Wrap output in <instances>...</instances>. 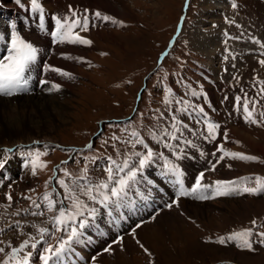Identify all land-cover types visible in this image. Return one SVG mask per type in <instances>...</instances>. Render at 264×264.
Instances as JSON below:
<instances>
[{
  "label": "snow or ice",
  "instance_id": "obj_1",
  "mask_svg": "<svg viewBox=\"0 0 264 264\" xmlns=\"http://www.w3.org/2000/svg\"><path fill=\"white\" fill-rule=\"evenodd\" d=\"M14 2L17 6L24 7L22 0H14ZM29 5L31 12L37 16L38 30L45 31L47 14L42 0H29ZM189 5L190 0H185L184 7L187 8ZM231 7L233 9L238 8L235 0L231 3ZM50 19L54 24L48 34L52 37L53 44L91 45L92 41L80 33L88 32L90 27H96L97 20L111 22L120 27L125 26L122 21L102 14L99 10L90 15L89 10L84 9L83 14H81L71 5H69L68 14L63 16L52 15ZM180 19L182 24L185 18L182 16ZM225 21L229 24L235 23L227 17ZM236 26L240 27V25ZM180 27V25L177 27L178 33ZM7 28V33L0 32V43L3 44L5 50L4 54L0 55V96L13 97L30 91L32 71L37 65L43 50L23 35L15 21L10 22ZM224 35L226 38L225 43L228 40L240 41L247 35V38L253 44L259 46V50L255 51L254 54L264 56V42L256 36L241 33L240 36L233 37L227 31ZM171 44L172 42H170L169 47H171ZM225 52L228 53L225 59L228 56L235 59V55L229 49L226 48ZM101 54L106 55V53ZM65 58L76 59L78 62L83 59L71 56H65ZM258 63L261 67H264V59H259ZM42 71L44 73H57L69 79L72 78L71 73L47 62L43 64ZM233 80L238 82V78L235 76ZM180 83H184L183 79ZM39 84L40 86L51 84L48 91H59L61 88L60 84L51 82L48 79H40ZM253 84L254 86L260 85L257 97H264V80L254 77ZM155 87L160 88L163 93L164 107L163 109L158 108L152 113L151 123L132 127L131 131H128L124 137L113 136V140L124 145L123 151L114 144L112 147L115 156H83L84 167L75 175L67 168L61 169L58 165L53 169L52 176L45 182V191L42 195L35 198L32 195L22 196V199L29 201L27 208L13 209V196L10 192L5 193L4 199L7 203L0 204V209H3V211H0V221H3L2 226H0V264H35V258H38L40 264H58L62 256L72 250L73 245L78 244L81 240L87 242L90 239L89 229L98 228L99 219L102 215L113 217L115 214L119 216L124 210L133 208L135 203L133 197L144 198V193L137 190L142 181L150 186L162 183L159 178L153 179L151 176H146L147 170L156 160L162 162L161 176L169 179L177 189L176 198L165 205L169 209L173 206L179 207V197L192 196L194 199L208 200L234 194L259 195L264 193V177L256 176L254 178L255 187L247 186L252 180L251 177L215 180L212 184H206L203 183L205 179L204 171L196 175L190 188H186V173L181 163L178 162L188 159L187 150L190 148L198 149V145L185 133H190L192 137L198 139L202 138L206 142H214L217 140L221 125L210 119L209 113L205 111L203 106L193 103V100L197 98H201L206 104L208 103L207 94L202 87L197 90L189 82L183 92H177L173 86L163 81L162 87L161 85ZM240 91L243 95L234 97V110L237 112L242 111V118L246 123L258 126L264 124V111L259 112V119L256 118L257 105L259 104L257 97H249L244 89ZM228 99V96L224 97V100ZM208 106L212 107L210 104ZM212 110L215 111L214 108ZM140 115L143 116V113ZM185 116L192 117L197 124H203L204 130L194 131L188 123L184 122ZM122 131H125V129H122ZM223 137L227 142V131L223 132ZM39 143V141L32 142L33 145ZM104 143H107V141ZM44 147L47 149L48 145H44ZM85 147L91 149L92 144ZM157 148L167 150L170 155H166L164 151H157ZM80 151H83V149ZM0 152L5 156L4 159H0V170H4L8 154L13 153V149L3 148L0 149ZM217 153H220L219 157L215 163L209 161L210 168L207 171H215L217 164L226 157L241 161L257 160L255 156L225 150L224 144H218L212 156H216ZM46 155L47 151L42 152L32 148L27 151L25 167L30 166L33 176L37 174L38 169L43 170L47 167V164L41 160V157ZM205 155L203 151H200L202 158ZM98 161L100 162L98 167L104 174L103 178L100 179L93 176V172L96 170L94 166H97ZM77 162L79 163V161ZM61 164H67V161H61ZM228 167L230 168L231 165H228ZM57 170L63 173V178L57 177ZM53 180L55 185H59L62 192L58 191L55 185L49 190V185L52 184ZM8 186L11 187L10 184ZM28 192H35V189H29ZM66 201L68 203H65ZM159 214V211L154 212L148 220H141L136 223L135 227L129 232L135 243L149 257L153 254L137 238L136 232L145 223L155 221ZM181 214L183 215V213ZM27 216L42 217L44 219L40 222L30 221L24 218ZM258 227H264V225H258L257 220L253 219L249 228L233 231L226 237L221 236L215 241L209 240L206 242H215L221 245L235 242L238 249L254 252L256 251L254 243L264 247V231L255 230ZM26 229H32V231H26ZM5 236L10 238L4 239ZM252 237H256L255 241L252 240ZM13 238L19 240V243H14ZM51 240H55V245L50 242ZM122 242L123 236H118L102 251L111 254L113 245H120L121 250H123ZM95 260L96 257L93 256V264Z\"/></svg>",
  "mask_w": 264,
  "mask_h": 264
},
{
  "label": "rangeland",
  "instance_id": "obj_2",
  "mask_svg": "<svg viewBox=\"0 0 264 264\" xmlns=\"http://www.w3.org/2000/svg\"><path fill=\"white\" fill-rule=\"evenodd\" d=\"M106 1L123 11L124 15H116L108 9L102 11L119 19L125 26L103 28L102 31L96 32L89 30L83 34L86 35L85 38L92 41L84 59L91 60L92 63L88 65L93 68L75 67L73 71L78 74L80 81L76 80L75 83H77L74 85L72 83L70 92L58 95L63 109L50 118L52 125L49 130L51 142H54V145L59 143L63 146L83 147L94 134H97L101 123L108 119L135 115L136 109L138 110L136 117L128 125L129 127L142 125L140 122L142 112L146 114L155 103L163 105V93L160 88L155 87L156 85L162 87V81L173 86L177 92H183L189 82L197 90L200 87H206L204 83L195 86L194 76L184 68L183 62L190 58L205 62L202 53L196 48L194 36L196 30L205 29L198 23V16L200 17L204 12L212 9L209 6L207 9L205 6L204 2L206 3L207 0H190V5L187 8L184 7L185 0ZM77 3L83 5L81 2ZM84 6L98 9L90 4ZM48 8L50 7L48 6ZM121 11H119L120 14ZM185 11L187 15H185ZM182 16L185 19L178 33L177 27ZM209 21L212 22L213 18L210 17L206 23ZM214 23L216 25L211 27L218 30L222 21L216 20ZM206 28L210 29L212 35L216 34L220 37L210 27L206 26ZM174 35H176V40L172 50L160 63L159 55L168 49L170 38ZM219 43L216 50L217 55L222 52L221 40ZM247 46L254 49L251 44ZM245 47L242 44L238 47L235 44L230 45V49H238L233 61L238 63L241 71L237 69L236 75H234L238 78V82L233 80L234 76L228 77L230 73L218 81L216 90L220 94H222L221 90L224 86L226 87L223 88V91L229 89V92L233 93L236 92L234 86H241L246 90L252 84L254 77H261V80H264V67L258 66L257 60L259 59L257 57L244 54L249 50ZM101 53H106V55ZM215 60H217V64L213 65L214 69L219 71L218 57ZM206 64L209 65L207 61ZM212 70L210 69V71ZM182 76L187 77L184 83H180ZM231 82L234 86H230ZM220 98L221 96L219 100ZM228 105L229 103L225 106ZM107 127L102 143L107 141V144L112 145L110 139L116 135L113 126ZM121 128L123 129L122 125ZM232 132L233 136L235 135L244 143L245 149H241L243 152L247 153L248 151L264 159V131L255 133L249 132L243 127H234ZM244 132L246 136L249 135L255 141L257 147H251L242 138L241 134ZM0 142L1 145L10 146V139L7 136L3 137ZM67 158V155L63 156L60 152L51 150L49 155L41 159L47 164V167L37 171L40 182L38 192L45 191V182L50 175L51 168L58 166L63 159ZM73 165L74 162L68 166H62L61 169L70 170ZM236 167L239 171L238 174L264 177V167L254 166L250 162L236 163L235 168L232 169H235L237 173ZM58 172V177L63 178V173L59 170ZM78 173L79 169L77 168L75 174ZM226 174H224L225 178ZM31 183H37V175ZM18 187L20 188V186ZM19 203L22 202L19 201ZM186 204L204 206L203 215L192 218L201 227L197 228L196 224L185 220L182 229H178L179 232L168 233L166 241L158 243L152 250L149 249L154 254V264H216L220 261H233L236 264H264V252L255 255L239 253L231 248H221L200 241L204 233L202 230L218 233L240 231L251 227L253 219L257 220L258 225H264V194L244 199H223L203 204L188 202ZM257 229L264 231V227ZM124 258H126L125 264H147L140 251L133 252L129 257Z\"/></svg>",
  "mask_w": 264,
  "mask_h": 264
},
{
  "label": "bare ground",
  "instance_id": "obj_3",
  "mask_svg": "<svg viewBox=\"0 0 264 264\" xmlns=\"http://www.w3.org/2000/svg\"><path fill=\"white\" fill-rule=\"evenodd\" d=\"M81 2L83 5H92L101 10H111L116 15H124L123 11L113 7L106 0H76ZM44 2L51 8L53 6L52 0H44ZM230 0H207L204 2L205 6H209L210 10H207L206 13L198 16V23L205 29H198L195 32L194 42L196 48L202 53L206 58V61L209 63V70L214 69V64H217V48L220 45L218 37L216 34L212 35L210 29L206 28L207 19L215 16L213 12L222 9L225 4H229ZM213 12H210V11ZM121 11V14L119 13ZM208 12H210L208 14ZM212 14V16H211ZM211 20V19H210ZM205 22V24H204ZM211 21H209L210 23ZM89 35V34H88ZM87 35V36H88ZM86 37V35H84ZM90 48V45H76L74 47H65L58 50V53L65 54V56L71 57H81L83 58L81 64L86 60L85 53ZM64 56L63 61H53L56 67L63 69L72 74V77L75 75L73 69L75 68L78 61L76 59H66ZM219 63V62H218ZM220 69V68H219ZM213 73L217 74L219 71L212 70ZM66 80L63 82L57 81L61 85L59 91H53L50 97H45L44 95H35L28 97H19L13 99H4L0 98V141L3 137H9L10 146H4L0 144V149L3 148H12L22 144H30L33 141H42V142H51L50 137V126L52 125L51 117L59 113L63 109V104L60 102L58 97L59 94H64L65 92H70L72 89V81L69 78L64 77ZM45 119V120H43ZM239 131V130H238ZM241 132V131H240ZM242 138L251 146L257 147L255 141L244 132L242 133ZM1 143V142H0ZM260 149V148H259ZM4 157V154L0 152V158ZM9 171V174L16 176V174H21L23 183H21L20 188H27V182H29L33 175L31 173V168L26 167L24 172H19L18 161H8L5 166V171ZM236 174L235 169H230L226 178H233ZM5 184V183H3ZM188 201H182L183 215L176 211L175 208H171L168 212H160L159 216L155 221H152L149 224H144L141 228L137 230L140 241L148 249H154L158 243H163L168 239V233L172 231L176 232L179 228L182 229L187 219L196 218L199 215H203L204 206L195 205V204H186ZM210 207V205H207ZM207 206H205L207 208ZM183 217V218H182ZM39 220V219H38ZM37 220V221H38ZM186 220V221H185ZM183 225V226H182ZM179 232V231H178ZM9 236H5L4 239H8ZM125 248L123 252L115 248V254L113 260H108L103 257L104 264H125L126 258L129 257L133 252L139 251V249L134 245V243L128 238L125 239ZM126 251V252H125Z\"/></svg>",
  "mask_w": 264,
  "mask_h": 264
}]
</instances>
